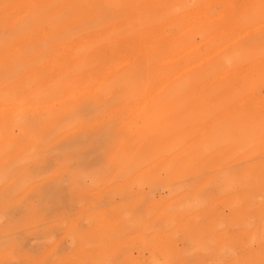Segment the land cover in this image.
<instances>
[{"label": "rangeland", "instance_id": "1", "mask_svg": "<svg viewBox=\"0 0 264 264\" xmlns=\"http://www.w3.org/2000/svg\"><path fill=\"white\" fill-rule=\"evenodd\" d=\"M0 264H264V0H0Z\"/></svg>", "mask_w": 264, "mask_h": 264}]
</instances>
